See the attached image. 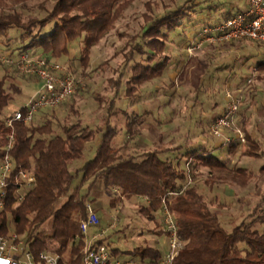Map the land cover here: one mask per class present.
Returning <instances> with one entry per match:
<instances>
[{"label":"trees","instance_id":"obj_1","mask_svg":"<svg viewBox=\"0 0 264 264\" xmlns=\"http://www.w3.org/2000/svg\"><path fill=\"white\" fill-rule=\"evenodd\" d=\"M25 1L16 0L8 7L5 0H0V57L4 55L12 59L17 51L16 57L27 53L47 60L65 61L75 50L73 43L81 39L78 62L72 60L69 69L84 78L91 49L114 28L123 11L134 0H52L49 8L43 4L33 8ZM152 5L150 1L145 3L144 25L140 33L128 36L120 51L123 60L114 70L117 74L106 83L111 94L96 97L102 105V123L99 126L92 129L82 126L80 121L66 123L71 115H79L75 98L82 96V86H78L76 92L58 107L38 111L42 116L48 110L53 112L66 107L68 113L62 120L58 119L59 116L54 119L44 117L35 123L34 115L30 123L14 124L13 167L30 171L35 184L22 202L11 207L9 201L0 211V235L14 232L25 248L35 255L43 251L52 252L48 246L56 245L53 253L59 256V264H80L85 239L80 223L87 217L86 203L95 201L86 194H77V187H73L81 172V182L90 179L89 190L98 182L118 192L119 196L111 201V207H116L119 200L127 197L137 201V213L156 224L151 230L155 236L163 234L160 221L156 223L155 219L161 209V199L169 192H177L170 204L178 235L183 240L176 264H251L255 258L264 256V208L260 207L261 203H257L245 219L228 231L217 209L210 206L211 202L196 184L200 168L208 169V178L203 183L210 190L218 183L241 187L248 183L254 172L230 163V156L237 150L241 156L264 158V150L259 140L250 136L245 128L246 122L241 128L244 144L237 140L226 142L229 147L221 157L212 155L215 149L192 147L189 137L179 145L160 141L139 152L136 139L144 132L153 133L154 129L144 126L146 111H128L139 101L140 87L161 78L172 65L171 57L165 53L167 43L172 42V35H182L187 26L200 23H205L206 28L213 27L241 11L231 9L223 12L215 22L209 19L202 22L198 16L204 10L220 8L216 0H182L159 14L154 13ZM48 26L49 31L46 30ZM181 40L186 48L191 45ZM223 43L235 45L240 50L251 43L254 51L264 55V44L258 41L240 39ZM253 58L257 55L239 58L230 75H235L236 70ZM254 63L253 68L250 67V71L233 86L236 90L232 91L237 92L241 83L261 79L264 60L257 59ZM76 64L78 68L74 66ZM23 77L39 83L37 78L21 74L14 64H6L0 59V157L7 132L3 119L13 110L9 107L14 95L20 93L18 78ZM83 85L88 86L87 82ZM168 86L172 88L173 83ZM121 102L125 107L119 105ZM166 102L169 103V99ZM250 104L254 105V100ZM246 110L242 111L243 115ZM119 115L124 117L125 138L121 144L114 145L118 127L112 121L117 123ZM156 122L164 126L169 120L162 118ZM95 136L98 137L94 157L81 168L72 170L71 163L83 156L86 143ZM218 142V147H222L221 141ZM258 172V175H264V165ZM48 222L49 233L43 229ZM111 250L119 257L118 250ZM131 253L143 264H154L164 255L158 240L147 241Z\"/></svg>","mask_w":264,"mask_h":264},{"label":"rangeland","instance_id":"obj_2","mask_svg":"<svg viewBox=\"0 0 264 264\" xmlns=\"http://www.w3.org/2000/svg\"><path fill=\"white\" fill-rule=\"evenodd\" d=\"M5 1L8 7H10L16 0ZM147 1L153 4L154 13L159 14L162 13L166 7L177 4L182 0H134L130 3L123 11L121 17L116 21L114 28L91 49L88 65L84 69L86 73L85 77L82 78L78 73H73L79 81L78 86H82V96L75 98L76 106L79 107V115H71L69 121L66 123L73 124L76 121H80L82 126H88L92 129L102 123V105H100L96 97L99 95L111 94V92L107 91L106 83L117 74L114 70L123 60V55L120 51L125 43H127L128 36L140 33V29L144 25L143 13L145 12V3ZM52 2V0H26L24 3L30 7L43 4L45 7L49 8ZM8 7L4 8L7 10ZM215 13H212V15ZM201 26L202 24L193 27L196 32H200ZM49 27L50 26L46 29L47 31H49ZM193 27H186L182 35H172V42L167 43V50L165 53L167 56L171 57L170 61H172V63L180 66L178 67V71L172 72L167 69L161 78L144 83L140 87L139 101L135 106L128 108V111L133 110L135 113H142V109L144 108L147 112L146 115L143 116L144 126L145 128L151 126L154 129L153 133L144 132L136 139L135 144L139 152L152 148L161 140H168L172 145H179L188 137L190 140H195L200 136V138H203L207 142H215L217 139L208 131V120L213 114L217 113L220 108L225 106V91L234 92L232 90L236 89L231 88L232 85L237 84L243 78V75L250 71L249 68L255 64L253 59H251L249 63L236 70V75L229 80L226 73L222 72V70L212 72L210 77L206 76V74L209 75L211 73L210 71L216 67L214 64L218 62L216 57L217 54L207 59L204 58V50L199 51L196 54V58H187L182 55L183 41L181 39L185 41L187 36H191L193 32L189 33L188 31H191ZM81 41V39H77V41L73 43L72 46L75 50L71 51L69 65H71L72 60L74 63L75 61L76 63L78 62V56L81 53V50L78 51V48L79 42L81 43ZM247 45L252 46L251 43H247ZM218 48L219 45H215L211 51L214 49L217 51ZM222 54L225 53L220 52L218 55L220 56ZM16 55L17 51L14 52L12 59H15ZM259 59H264V57L260 56ZM74 66L77 67V64ZM261 75L262 77L259 80H250L248 83H241L237 86V91L242 98V104L234 117L233 129L226 130L227 135L232 136L235 132V128L242 130L239 125L240 122L239 124L237 123L240 111L244 109L251 110L252 104H250V102L252 100L256 102L260 101V95L264 93V72L261 73ZM18 81L20 93L14 95L9 107L10 110L11 108L17 109L24 105L28 98L33 96L39 88V83L36 84L32 79L23 77L18 78ZM85 82L88 84L87 87L83 85ZM171 83H173L172 88L168 86ZM197 89L201 91L197 101L194 103ZM167 99H169V103L166 102ZM119 105L122 108L125 107L124 102H121V104L119 103ZM215 105L216 107H214ZM67 113L66 107L63 106L53 112L48 110L46 115L42 114V116L41 112H37L34 122H40L44 117L54 119L56 116H59L58 119L62 120ZM191 115L193 119H195L194 116H198L200 122V127L197 126L196 128V130H200L198 134H196V130H194L195 133L190 131L192 129H190V124H194L189 121V116ZM252 117L248 127L250 129L253 127L255 128L261 141V147L264 150V129L257 127L258 122L264 123V106L259 105V108ZM156 118H160L161 120L162 118L168 119L169 124L166 126L157 125ZM242 119L239 118V120ZM112 122L118 127V134L114 138L113 143L114 145H119L125 138L123 115H119L116 121L117 123L114 121ZM97 137L98 136H95L94 139L86 143L83 156L71 163L70 168L72 170L81 168L86 161L94 157ZM218 139L221 141L222 147L213 150L211 153L213 156L221 157L227 153L229 144H227L223 138ZM246 157L247 158L240 156L238 150L234 155L230 156L231 165L237 164L254 172V175L244 187L235 184L228 185L218 183L210 190L206 188L203 183V181L208 178V169L200 168L198 170L196 184L204 197L211 202L210 206L217 209L220 220L224 228L228 231L245 219L246 215H249L253 211L257 203H261L260 207L264 208V203L262 202L264 195V175H258L259 168L264 165V158ZM81 179L82 173L80 172L74 180L73 187H77V194H86L89 198H94L95 201L92 203V206L96 209V214L100 222L99 228H90V230L94 229L97 232L101 228L107 229L108 225L113 221V217H115V228L106 230L103 242L109 249L118 250L119 258H134L131 252L138 247L144 246L145 242L152 240H158L160 249L165 253L166 246L163 243V234L155 236L152 233L151 230L156 224L146 220L137 213V201L127 197L119 200L116 207H111V201L119 196L117 191L111 188H105L98 182L92 185L89 190L90 179H86L83 182H81ZM160 218L161 210L156 213V223H159ZM43 229L49 233L50 222L46 223ZM90 230L89 234H91ZM8 233L12 232L9 231ZM48 249L54 252L56 250V245H49ZM240 264L246 263L241 262ZM251 264H264V256L259 259L255 258L254 262Z\"/></svg>","mask_w":264,"mask_h":264},{"label":"built area","instance_id":"obj_3","mask_svg":"<svg viewBox=\"0 0 264 264\" xmlns=\"http://www.w3.org/2000/svg\"><path fill=\"white\" fill-rule=\"evenodd\" d=\"M247 7L231 18L210 28H204L201 40L211 42H227L231 40L249 39L264 44V0H246ZM201 40H197L186 48L193 55L200 49ZM1 61L14 64L17 70L25 76H33L39 82L37 92L28 98L21 108L13 109L3 119L7 132L2 145L0 157V211L11 201V207L22 202L27 192L35 184V177L30 171L16 170L13 167L11 152L14 146V124L16 122L30 123L34 115L41 109L56 108L65 99L74 94L79 84L78 79L69 69L70 59L65 62L47 60L41 56L27 53L19 54L15 59L1 56ZM226 104L222 112L210 123L208 130L213 137L223 138L225 142L238 141L244 143V134L235 128L233 136L226 130L233 129V120L241 104L239 92L225 91ZM177 192H169L161 199L160 224L163 231V243L166 246L164 255L154 264H176V258L183 247V240L177 232V224L170 211L171 198ZM87 217L80 223L84 235V245L80 264H143L139 260L121 259L114 255L103 242L106 230L115 228V217L107 229L89 234L90 228H99L100 222L90 203L85 205ZM0 264H59V256L53 252L33 254L28 251L22 240L12 232L0 235Z\"/></svg>","mask_w":264,"mask_h":264},{"label":"crops","instance_id":"obj_4","mask_svg":"<svg viewBox=\"0 0 264 264\" xmlns=\"http://www.w3.org/2000/svg\"><path fill=\"white\" fill-rule=\"evenodd\" d=\"M207 4V3H206ZM206 4H204V5H206ZM216 4H218L219 5V7L220 8H214L213 9V11H203L199 16H198V19L200 20V21H207L208 19L209 20H213L214 22L216 21V19H218V18H220L221 17V15L223 14V12H225V11H228V10H231V9H233L234 11H237V10H240V11H243L246 7H247V1L246 0H216ZM216 12V13H215ZM212 13H215L214 15H212ZM200 24H202V26H201V29H204V28H206V27H204L205 26V23H200ZM214 24V23H213ZM199 25V24H198ZM188 27V26H187ZM201 31V30H200ZM189 33L190 32H193V34L191 35V36H187L186 37V40L184 41L185 43H186V45L187 44H189V43H195L197 40H201V37L199 36V35H197V33H199V32H196V30H194V27H193V29L190 31H188ZM197 35V36H196ZM215 45H219V48L217 49V51L214 49V50H212L211 51V49L213 48V46H215ZM246 46H245V49H238L237 48V46H235V45H231V44H228V43H223V42H220V43H218V42H211V41H207V40H201V46H200V49L198 50V51H196L193 55H190V54H188L187 52H186V47L184 46V43L182 44V50H183V53H182V55H184V57H187V58H196V54L199 52V51H202V50H204V58H209L210 56H215L216 54H217V63H215L214 64V66H216V67H214V69L212 70V71H210L211 73L208 75V74H206V76H208V77H210V75L212 74V72H216V71H220V70H222V72H225L226 73V76H227V78H228V80L229 79H231L233 76H235L236 75V73H235V75H230V71H231V69H232V66L233 65H236L237 63H238V61L240 60L239 58H242V57H244L245 55H248V54H251V56H254L255 54L257 55V58H253V61H255V60H257V59H259L260 58V56H263L264 57V55L260 52V53H258L257 51H254V49H253V46H249V45H247V44H245ZM181 46V45H180ZM223 47V48H222ZM225 47V48H224ZM218 52V53H217ZM225 53V54H222V55H218L219 53ZM259 56V57H258ZM264 60V59H263ZM254 66V65H253ZM253 66H252V68H253ZM178 67H180L179 65H176L175 63H172V65H170L167 69H169V70H171L172 72H177L178 71ZM175 74V73H174ZM173 74V75H174ZM203 74H205V73H203ZM205 79H206V77H205ZM235 84H233L232 85V87L231 88H233V86H234ZM201 91V90H200ZM200 91L197 89V94H196V96L194 97V103L197 101V99H198V97H199V93H200ZM172 94V93H171ZM224 94V93H223ZM258 95H260V94H258ZM260 101L259 102H256V101H254V105L252 104L251 105V110L249 109V110H246V113H245V115H243L242 114V110L240 111V113L238 114V120H237V123L239 124V122H240V128H242V124L243 123H245L246 122V125H245V128L247 129V131L249 132V134H250V136L251 137H253V138H257L258 140H259V142H260V144H261V141H260V139H259V136H258V134H257V131L255 130V128L253 127L252 129H250L249 127H248V124L250 123V121H251V119L253 118L252 116L254 115V113L257 111V109L259 108V105L261 106H264V93L263 94H261L260 95ZM135 106V105H134ZM142 106V105H141ZM195 106V105H194ZM193 106V107H194ZM133 107V106H132ZM137 107V106H136ZM191 107H192V105H191ZM190 107V108H191ZM214 107H216V105L214 106ZM131 108V107H130ZM135 108V107H134ZM138 108V107H137ZM223 108V107H222ZM222 108H220L219 110H218V112L217 113H219L220 112V110L222 109ZM142 109V108H141ZM131 111H133V110H131ZM145 110H144V108L142 109V112H144ZM137 113V112H136ZM217 113H215V114H213V116L208 120V122H207V127L210 125V123L212 122V120H213V118H214V116L217 114ZM192 118V115L191 116H189V121L191 122V123H194V124H190V131H193L194 132V130H196V128H197V126H199L200 125V122H199V120H198V116H194V118L195 119H191ZM239 118L240 119H242V118H244V119H242V120H239ZM158 119H160V118H158ZM157 118H156V121L158 120ZM157 123V122H156ZM169 124V123H168ZM166 126V125H165ZM200 127V126H199ZM198 127V128H199ZM257 127H259V128H263L264 129V123H260V122H258L257 123ZM198 132L200 133V130L199 129H197L196 130V134H198ZM195 133V132H194ZM195 134V135H196ZM187 135H189V134H187ZM186 135V136H187ZM197 136V135H196ZM159 137V136H158ZM219 140V139H218ZM161 141H163V140H161ZM163 142H167V143H171L170 141H163ZM184 142V141H183ZM182 142V143H183ZM96 143H97V141H96ZM219 143L220 142H218L217 140L215 141V142H213V143H210L209 141L207 142V141H205L203 138H200V136H198L195 140H191V146L192 147H194V148H196V147H200V146H205V147H207L208 149H210V150H213V149H218L219 147ZM181 144V143H180ZM241 156V155H240ZM242 157H245V158H247L246 157V155H243ZM238 164H241V163H238ZM252 171V170H251ZM227 186V185H226ZM237 203V202H236ZM92 205V204H91ZM93 207V206H92ZM94 208V207H93ZM90 232H91V234L92 233H95L96 231L94 230V229H91L90 230Z\"/></svg>","mask_w":264,"mask_h":264}]
</instances>
